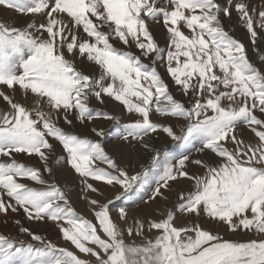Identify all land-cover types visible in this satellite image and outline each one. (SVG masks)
<instances>
[{"label":"snow or ice","instance_id":"6c2138e0","mask_svg":"<svg viewBox=\"0 0 264 264\" xmlns=\"http://www.w3.org/2000/svg\"><path fill=\"white\" fill-rule=\"evenodd\" d=\"M0 7L44 17L22 27L0 23V157L7 158L0 160V215L7 222L22 211L29 222H51L66 245L15 219L27 238L0 234V264H264V71L221 19L231 21L235 12L259 51L264 0H0ZM153 22L165 30L163 47ZM159 62L182 100L171 94ZM106 97L137 118L121 124L91 106ZM153 113L161 119L153 121ZM172 118L175 125L162 122ZM97 119L113 121V131L92 127V139L60 124ZM240 125L249 138L238 136ZM158 132L170 138L171 151L151 142ZM106 135L135 140L147 161L139 170L121 166L104 148ZM52 141L83 178L85 193L99 192L89 178L118 189L104 202L82 196L93 218L78 214L66 191L43 178L52 174ZM14 154L35 155L43 168ZM182 178L189 186L175 190L162 218L130 217L123 205L113 218L115 205L143 192H150L145 203L167 201ZM202 219L249 238H225Z\"/></svg>","mask_w":264,"mask_h":264},{"label":"rangeland","instance_id":"374dc122","mask_svg":"<svg viewBox=\"0 0 264 264\" xmlns=\"http://www.w3.org/2000/svg\"><path fill=\"white\" fill-rule=\"evenodd\" d=\"M220 3L223 5L225 0H220ZM253 3L259 5L261 0H253ZM44 19L43 16H31L29 14H21L15 10L7 9L5 7H0V23H4L11 26H25L27 23H36L38 24L40 21ZM221 19L223 21L224 27L230 31V33L240 41H242L247 49V54L249 60L259 69L264 71V35H261L257 42L256 47L259 51H254L253 45L250 42V37L246 33V31L239 25V22L236 18V13H232L231 21L225 18L221 14ZM151 31L157 40V42L163 47L166 44L165 38V30L162 24L158 23H151ZM117 47L121 45L113 41ZM133 52H137L135 48L132 49ZM138 54V53H137ZM146 63L148 61H145ZM158 71L165 79V81L170 86V92L174 95L176 99L182 100L183 97L181 96L180 92L177 90L176 87L172 86V81L169 79L168 74L166 72V66L163 62H159L157 64ZM15 98L17 101L22 99V93L18 90L15 93ZM28 105H33L34 101L31 97H29L26 101ZM91 106L101 109L103 111H107L111 114H114L119 117L120 123L130 122L137 118L135 113H128L122 105L118 102H115L109 98H105V102L103 104L98 103L95 99L91 101ZM4 107V102L2 98H0V108ZM151 119L153 121H157L161 119L157 114H152ZM164 123H171L175 125L177 120L175 118L172 119H162ZM60 124L69 132L81 134L83 136L90 137L92 139H98L93 133H91L90 129L92 127L103 128L107 133H111L113 131L112 124L113 121H109L106 119H97L94 123L81 125L78 122H74V126L65 125L63 120L60 121ZM238 136H242V138H249L252 134L250 131L244 126L240 125L237 131ZM104 148L109 155H111L118 164L121 166H125L129 168V170H139L140 164L142 162L147 161V154L139 147L135 140L129 138L127 142L122 140L118 137H113L111 135H106L105 137ZM55 145V152L49 157L48 164L52 168V174L49 175L47 172L43 173V178L48 180L49 182L56 183L59 187L66 191L70 202L76 212L78 214L84 215L86 218H93V214L90 210V207L85 199H82V196L87 195L91 198H95L101 202H104L106 199H111L114 195V192L118 189L114 190L110 186H106L105 182L103 181H95L91 178L88 179V182L92 183L94 187L99 189V192L96 194L92 193H85L84 192V185L82 183L83 178L75 173V171L67 164L66 162V154L63 152L61 145L58 142L52 141ZM151 142L156 145L158 148L167 147L170 151L172 150V142L169 137L166 136L163 132H158L156 136L151 138ZM231 147V145H229ZM195 147H200L197 143ZM195 147L192 150V159L197 158V154L195 152ZM163 155V153H162ZM204 159H208V154L204 153L201 154ZM14 158L18 162H22L25 165L33 166L36 168H43L42 162L39 158L35 155H27V154H14ZM7 158L0 157V160H5ZM97 164L101 167H106V165ZM189 172L197 171V169L191 164L188 163L186 165ZM29 183V181H24ZM189 186V182L186 179H180L177 183L173 184V192L167 193L169 199L167 201L163 199H156L155 201L145 203L148 199V195L150 192H143L140 194V197L135 198L134 201H129L126 205L124 202H121L118 205H115L112 209V216L116 218L117 209L120 206H125L130 217H151L155 219L162 218V215L166 214L167 210L171 208L176 201V194L175 190L178 188H187ZM144 204L148 205V212L146 213L144 210H136L142 207ZM151 209V210H150ZM15 219L22 220L23 224L26 227L36 231L38 234L44 235L47 238L51 239L54 243H57L59 246H66L65 242L61 238V235L56 230L55 226L49 223H32L29 222L23 215L22 211L19 215H12L6 218L0 215V234L16 236L18 239H26L27 237L20 236L18 234L17 227L12 222ZM183 217L180 215L179 212L176 213V222L177 224L182 223ZM200 223L203 225L205 229H211L214 232L218 230L219 234L223 235L225 238L231 239H239V240H246L249 238L248 235L244 233H236L232 234L228 232L223 225H217L211 219H202Z\"/></svg>","mask_w":264,"mask_h":264},{"label":"crops","instance_id":"0c3cea01","mask_svg":"<svg viewBox=\"0 0 264 264\" xmlns=\"http://www.w3.org/2000/svg\"><path fill=\"white\" fill-rule=\"evenodd\" d=\"M147 208H148V205L147 204H144L142 207H140L139 209H136V210H138V211L144 210L147 213L148 212V209Z\"/></svg>","mask_w":264,"mask_h":264}]
</instances>
